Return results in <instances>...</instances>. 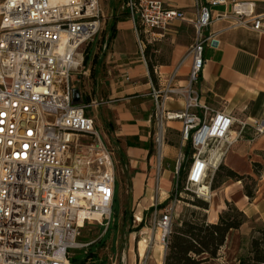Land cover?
<instances>
[{
    "label": "built area",
    "instance_id": "1",
    "mask_svg": "<svg viewBox=\"0 0 264 264\" xmlns=\"http://www.w3.org/2000/svg\"><path fill=\"white\" fill-rule=\"evenodd\" d=\"M227 2L212 0L211 4ZM195 6L186 83L176 85L175 71L151 93L157 154L166 122L181 123L173 195L162 211L155 205L151 214L164 246L181 196L178 168L186 143L192 149L186 184L207 200L211 196L208 171L218 167V155L245 127L239 123L234 133L235 119L208 105L196 89L204 49L213 36L204 32L212 21L209 6L200 0H195ZM124 7L140 24L136 34L143 58L147 42L158 41L174 21L185 19L183 11L159 0H126ZM232 12L236 22L243 23L253 6L233 1ZM103 18L99 0H0V264H68L71 250L86 245L78 240L82 229L92 223L108 224L113 214V151L94 118L85 112L102 101L74 104L72 100V90L78 88L83 102L80 77L89 72L83 66V51L100 33ZM253 19L252 27L264 30L260 17ZM108 47L104 38L101 52ZM178 99L181 108H168ZM255 130L263 134L264 123ZM215 143L221 147L213 148ZM202 183L207 186L204 192L199 189Z\"/></svg>",
    "mask_w": 264,
    "mask_h": 264
},
{
    "label": "crops",
    "instance_id": "2",
    "mask_svg": "<svg viewBox=\"0 0 264 264\" xmlns=\"http://www.w3.org/2000/svg\"><path fill=\"white\" fill-rule=\"evenodd\" d=\"M103 1L104 5L99 0L105 14L101 36L107 38L110 27L114 35L108 40L109 47L103 56L104 75L91 77L95 84V98L92 100L102 101L99 112L103 138L113 151L114 208L118 232L119 220L126 214H131L136 222L140 221L138 224L143 222L144 226V220L152 214L154 206L158 212L162 211L170 200L177 167L176 152L181 148V123L177 120L166 122V138L173 142L168 143L164 139L161 152L157 154L151 93L153 89L162 87L166 78L175 71L176 85L186 83L192 61L188 51L195 34L191 21L196 18L198 9L195 0H159L165 6L183 11L185 19L174 21L163 37L150 43L160 49L165 48L167 60L157 67L152 79L145 58L138 52L136 28L139 29L140 24L128 16L124 7L126 0ZM200 1L209 6L212 13V21L204 32L211 34L217 45L204 49V65L196 89L208 105L229 113L235 119L234 133L239 131V123H245L241 135L218 155L217 163L241 175H251L256 181L252 199L244 194L241 181L226 182L218 191L212 192L213 199L206 210L209 222L218 219V214L226 208V201L242 210L247 220L239 229L228 233L217 258L201 264L211 260H222L221 264H227L229 260L230 264H237L238 258L247 252L254 229L264 224V174L255 173L253 167V163L264 166V133L256 134L255 130L256 126L264 123V30L252 27L254 17H260L264 27V0H227L225 4L215 5L211 4L212 0ZM233 1L253 6L252 15L243 23L236 22L232 12ZM140 37L147 41L146 35ZM182 105V100L178 99L170 102L168 108L179 109ZM181 210L175 205L174 216L178 217ZM127 233L130 235L131 232ZM231 235L248 236L245 252L240 246L231 253L225 250ZM130 245L126 250L129 262L133 251ZM133 260V264H137L136 256Z\"/></svg>",
    "mask_w": 264,
    "mask_h": 264
},
{
    "label": "trees",
    "instance_id": "3",
    "mask_svg": "<svg viewBox=\"0 0 264 264\" xmlns=\"http://www.w3.org/2000/svg\"><path fill=\"white\" fill-rule=\"evenodd\" d=\"M113 35L112 27L108 28L107 40H110ZM96 39L87 43L83 51V65L90 70L92 78L104 75L102 60L105 52H101L100 49L103 37L98 42L97 48L93 44ZM155 51H157L155 45L146 44L144 58L152 79L156 74L155 69L164 64V61L157 60V58L152 59L153 56L155 57ZM105 126L108 128L107 125ZM183 152L185 158L178 168L179 177H183L187 164L191 162L192 149L189 142L184 146ZM253 167L255 173L262 172L264 174V166L253 163ZM227 180L241 181L247 198L252 199L254 197L256 189L254 178L251 175H241L222 163L216 168L209 187L211 190H216ZM246 180H249L250 183H247ZM188 202L191 206L185 208L180 217L172 222L171 230L166 238L163 264H201L217 258L226 242L228 233L231 230L239 229L247 220L242 210L232 202L226 201V208L218 214V219L215 222H209L205 214L209 207L206 200L195 198ZM113 216H115V222L113 223V217L109 222L112 226L106 228L98 241L89 244L90 247L87 248L86 252H82L78 257H72L71 262L76 264H109L105 256H99L98 250L104 245L108 233L111 230L116 231L115 209L113 210ZM132 220V215L129 213L123 217L122 226L120 227L123 233L128 232L127 227ZM142 226L143 222L138 225L137 229ZM237 264H264V224L254 229V233L249 239L247 252L238 258Z\"/></svg>",
    "mask_w": 264,
    "mask_h": 264
},
{
    "label": "rangeland",
    "instance_id": "4",
    "mask_svg": "<svg viewBox=\"0 0 264 264\" xmlns=\"http://www.w3.org/2000/svg\"><path fill=\"white\" fill-rule=\"evenodd\" d=\"M100 1H101V4L104 5V1L103 0H100ZM103 13H104V11H103ZM104 18H105V16H104ZM103 19H101L102 29L104 26ZM102 33L100 30V33L96 37L97 38L96 41L93 43L94 45H96V48L98 47L97 45H98V42L100 41V39L102 37L101 36ZM155 46L157 48V51L154 52L155 57L153 56L152 59L154 60V58H157V60L159 59L162 62L164 61V63H166L167 60L165 59V56H166L165 48L160 49L157 45H155ZM80 74H81V71L79 70L77 72V75H80ZM77 75H75V76L77 77ZM91 77L92 76H90V72H88L87 77L86 76L80 77V82H81L80 89L83 92V96H85L83 99V102H82L83 104H88L92 101L93 98H95V95H93L94 89H95V84L93 83V80ZM86 95H88V96L86 97ZM85 112H86V114H88L89 116L94 118L97 130H98L99 134L101 136H103L104 131H103V126H102V116H101V113L99 112V105L97 107L85 108ZM166 135H167V128H166L165 133H164V139L166 140V142L172 143L173 141L168 140L166 138ZM212 146H213V148H216V146H218L217 148H219V147H221V144L218 145L217 143H215ZM176 154H177V156H176V159H177L178 152H176ZM213 161H214V159H212V162ZM188 165H189V163L187 164V167L185 168L183 177H179V189H181V196L180 197L178 196L179 202L176 203V205L181 207V209H182L181 213L183 212V210L185 208L191 206L190 203L188 202L189 200L195 199V198H200V197H197L193 192H191V190H195L196 187H192V186H189L186 184L187 183L186 182V176H187V173L189 170ZM215 171H216V168H210V170L208 171V177H207L208 182L211 183V180H212V177L214 176ZM173 175H175V174H173ZM175 181L176 180L174 179V181L172 183L171 195H173V191H174V187H175ZM232 181H234V180H227L226 182L228 183V182H232ZM246 182L250 183L249 180H246ZM242 185H243V183H242ZM218 190H219V188L216 190H211V196L209 199L206 200L209 204H210L211 200L213 199L212 192L218 191ZM218 197H220V196H218ZM214 198H215L214 200H216V197H214ZM181 213H180V215H181ZM205 214H206V211H205ZM180 215L178 217H175L173 215V221L177 220L180 217ZM112 217H113V223H114L115 222V220H114L115 216H113V214H112L110 217V220L112 219ZM132 219L133 220L131 221L130 225L127 227L128 231L131 232L130 235L127 232L123 233V230L120 228L122 226V220H123L122 218L119 220L118 232H116V231L113 232L112 230L111 231L109 230L110 233H108L104 245L98 250L99 256H105L108 259L107 263H109V264H133V262H134L133 259L135 258V256L137 259V264L139 262H140L139 264H160V263H162V258L164 259L163 252L160 250L159 246L157 245V244H160V241L156 237V234L157 233L159 234L160 230H157L155 228V224L153 222L152 215L148 214L146 216V219L144 220V226L139 228V229H137L139 224L136 222V220L133 216H132ZM110 220H109V222H110ZM109 222H108V224H105V223H103V224H98V223L88 224L82 229L78 240L80 243H83L86 245L83 246L82 248L77 249V250H71L72 253L70 254V257L68 259V264H76L74 262H71V258L80 256V254L82 252L87 251V248L90 247L89 244H92V243H95L96 241H98L100 239V237L106 231V228L112 226ZM247 237L245 235H241L240 237H238V235H234V236L231 235L229 237L227 248L225 250L228 249L231 253V251L233 249H236V247L240 246L241 251L245 252L246 251V245H247ZM143 239L146 240L145 245L143 243H139V241L143 240ZM130 243H131L130 247L132 248V246H133V251H131L132 260L129 262L126 250H127ZM132 243H133V245H132ZM124 251H125V255H124ZM227 261H228L227 264H230V261L229 260H227ZM221 262H222V260H219V261L218 260H211L206 264H221Z\"/></svg>",
    "mask_w": 264,
    "mask_h": 264
},
{
    "label": "water",
    "instance_id": "5",
    "mask_svg": "<svg viewBox=\"0 0 264 264\" xmlns=\"http://www.w3.org/2000/svg\"><path fill=\"white\" fill-rule=\"evenodd\" d=\"M212 46H216L217 45V41L213 40L211 42ZM72 100L74 104H81L82 103V98H81V94L78 88H74L72 90Z\"/></svg>",
    "mask_w": 264,
    "mask_h": 264
},
{
    "label": "bare ground",
    "instance_id": "6",
    "mask_svg": "<svg viewBox=\"0 0 264 264\" xmlns=\"http://www.w3.org/2000/svg\"><path fill=\"white\" fill-rule=\"evenodd\" d=\"M199 189L204 192L207 189V186L205 185V183H202L199 186ZM156 237L160 241V244H157V245L159 246L160 250L163 252V257H164L165 247H164L163 243L161 242V232L159 234L157 233ZM145 242H146L145 239L139 241V243H143L144 245H145Z\"/></svg>",
    "mask_w": 264,
    "mask_h": 264
}]
</instances>
